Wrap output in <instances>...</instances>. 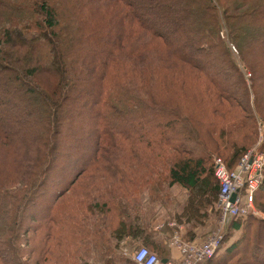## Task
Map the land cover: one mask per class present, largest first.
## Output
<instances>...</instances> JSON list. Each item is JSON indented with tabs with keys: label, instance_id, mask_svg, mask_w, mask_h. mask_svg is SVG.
Returning a JSON list of instances; mask_svg holds the SVG:
<instances>
[{
	"label": "trees",
	"instance_id": "1",
	"mask_svg": "<svg viewBox=\"0 0 264 264\" xmlns=\"http://www.w3.org/2000/svg\"><path fill=\"white\" fill-rule=\"evenodd\" d=\"M263 34L264 0H0V112L17 110L0 117V264H137L126 238L162 259L171 231L147 207L175 185L188 192L186 234L217 214L213 158L238 161L264 120V45L247 42ZM72 108L94 114L97 133L56 184ZM258 190L264 212V181ZM233 230L207 264H264V217L233 218Z\"/></svg>",
	"mask_w": 264,
	"mask_h": 264
},
{
	"label": "rangeland",
	"instance_id": "2",
	"mask_svg": "<svg viewBox=\"0 0 264 264\" xmlns=\"http://www.w3.org/2000/svg\"><path fill=\"white\" fill-rule=\"evenodd\" d=\"M228 2V1H227ZM96 6V5H95ZM233 6V5H232ZM230 12H235L234 10H229ZM227 30L226 27H223L222 29V34H224L225 36L227 35ZM74 37V36H72ZM178 37V36H177ZM182 41V40H181ZM185 42V41H184ZM183 42V43H184ZM248 44L250 45V47H256L259 49V54L261 53V50H263V48L261 46L264 45V34L259 36V38L257 36H251L248 39ZM181 43V42H179ZM177 44V46L181 47V44ZM227 43L229 44V41H227ZM230 47V44H229ZM182 52H184V54L190 55V56H196V58H200V54L202 55V53L198 52L197 55H194L191 53V51H184L182 50ZM232 55L235 58L236 62L239 63L240 68L244 69V72L246 73V76L248 78H250V71H248L246 68L243 67V63L239 62V59L234 51V49H231ZM261 55V54H260ZM203 59V58H202ZM205 61L204 63L211 64L213 69L216 71L217 74H220L221 76L225 77V78H229L230 76L228 75V68L225 69L224 64L216 62V60H214V58H204ZM264 60V59H263ZM261 64H259V66L257 67L258 72L257 74H263V69L264 68L262 66V60ZM230 71V70H229ZM1 84L5 87L8 88L7 85L3 80L1 82ZM88 87V86H87ZM6 89H4L5 91ZM93 92V91H91ZM189 94H191L189 92ZM6 95V93H5ZM7 97V96H4ZM3 100V99H1ZM6 101H10L9 98L4 99ZM252 97H251V103H252ZM11 103H13L12 105H17L18 104V100H13ZM19 105V104H18ZM18 109V107H17ZM80 108H72V119L69 122V126L65 127V130H63V137L61 139V145L65 146V149H62L60 151V154L62 155V160H66L65 165L63 166V170L59 171V173H57V176L55 178L52 179L51 182L59 184V179L66 177L67 175H69L71 173V171H73V168L81 163L80 161H82L83 159H87V157L91 154V151L94 147V136L97 133L95 128L92 126V120L94 119V114L89 115V114H85L82 115L81 110H79ZM16 108L13 107L12 109H9L8 111H6V113L4 112V114H2L3 112H0V117H6L7 115H13L14 113H16ZM255 118H257V128H258V136L256 138V141L250 145L248 147L247 150L244 151V153L250 151V150H255V148H258L259 150L264 152L263 149V145H264V120L262 118H260V116H255ZM94 128V129H93ZM64 141V142H63ZM64 150V151H63ZM244 155V154H243ZM243 155L240 157V159L243 157ZM221 156L224 157V155L221 154ZM220 155H217L216 157L213 158V166L215 164V160L217 157H221ZM222 158V157H221ZM223 159V158H222ZM224 159H226L227 162H229V160L227 159V157H224ZM223 159V160H224ZM236 159V158H235ZM234 159V160H235ZM239 159V160H240ZM231 160V161H234ZM238 160V161H239ZM230 161V162H231ZM237 161V159H236ZM237 161V164L239 163ZM225 162V160H224ZM229 162V163H230ZM235 162V161H234ZM227 164V163H226ZM236 164V165H237ZM106 174H102L100 177L97 178H93L94 180H96L97 182V187L98 188H102L106 182L104 176ZM103 178V181H101V179ZM94 188V187H93ZM165 190V189H164ZM166 188L165 192H161L162 196H166L169 197L170 200L169 202H166L164 205L162 204H155L154 207H150L148 205L147 208L153 209L155 214H151L153 215L151 217V221L155 222L156 224L161 225L162 223L167 224V223H180L181 221L177 219V214L178 213H183L185 210V205L188 202V192L180 185H175L174 187H172L171 189ZM146 196V195H145ZM255 204V203H254ZM256 205V209L258 211V214L255 215L256 217H258L259 219H261V217H264V212L262 210L259 209V207ZM210 208V207H209ZM207 207V209H209ZM212 209L210 208L208 210V212H211ZM192 213V212H190ZM252 215V214H251ZM195 216V215H194ZM184 217V216H183ZM193 217V215H192ZM219 212L217 214H212L210 215L208 218H206V223H211L213 222L214 224H208L207 228L208 230H215L216 228H218L219 226ZM185 219V218H184ZM183 219V220H184ZM154 223V224H155ZM183 225L185 226L184 228H187V224L182 221ZM164 224V225H165ZM168 228H165V232H169L172 231V225H168ZM207 230V231H208ZM241 231L240 230H233L231 235H229L228 237H226L227 239H225L223 241V244L218 252V254L216 255V257L214 259H217L220 255L223 254V252L225 251L226 247L230 244H232L234 241L238 240L241 236ZM141 245H133L132 248L130 246L127 247V255L128 257H131V255H133V252L139 248ZM238 259H234L232 264H234V262H236Z\"/></svg>",
	"mask_w": 264,
	"mask_h": 264
},
{
	"label": "built area",
	"instance_id": "3",
	"mask_svg": "<svg viewBox=\"0 0 264 264\" xmlns=\"http://www.w3.org/2000/svg\"><path fill=\"white\" fill-rule=\"evenodd\" d=\"M239 163L229 169L221 157L215 160L214 175L220 184L217 206L219 226L201 243L187 242L178 223L172 225L171 244L181 253L179 262L164 261L149 247L140 246L132 256L137 264H207L219 252L233 218L257 215L255 194L264 181V152L255 148L244 153ZM126 254L128 253L125 251Z\"/></svg>",
	"mask_w": 264,
	"mask_h": 264
},
{
	"label": "crops",
	"instance_id": "4",
	"mask_svg": "<svg viewBox=\"0 0 264 264\" xmlns=\"http://www.w3.org/2000/svg\"><path fill=\"white\" fill-rule=\"evenodd\" d=\"M155 223V222H154ZM165 224V223H164ZM164 224L162 223L161 225L159 224H153L154 229L159 231L161 230L163 233L164 230L162 229V227L164 226ZM180 225L181 228V236L183 238V240L187 241V242H194V243H201L202 241H204L206 235V232L208 230L207 225L208 224H214L213 222L211 223H205L203 226H197L194 228L193 233H189L186 234V228H184L185 226L183 225L182 222L178 223ZM168 225H170V223H168ZM173 230V229H172ZM159 231V232H161ZM172 231L169 234L164 235L163 241L165 244V250H162V259L166 261H171V262H179L181 260V253L180 251L177 249V247H174L171 242H172ZM142 245V243L138 240H132L131 238H126L125 240L122 241L121 243V247H122V251L125 252L128 250L127 247L132 248L133 245ZM126 254V252H125Z\"/></svg>",
	"mask_w": 264,
	"mask_h": 264
},
{
	"label": "water",
	"instance_id": "5",
	"mask_svg": "<svg viewBox=\"0 0 264 264\" xmlns=\"http://www.w3.org/2000/svg\"><path fill=\"white\" fill-rule=\"evenodd\" d=\"M164 261L166 262V259Z\"/></svg>",
	"mask_w": 264,
	"mask_h": 264
}]
</instances>
